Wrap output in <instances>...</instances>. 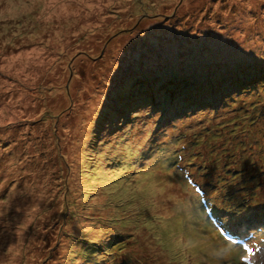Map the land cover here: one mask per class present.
<instances>
[{
    "label": "rangeland",
    "instance_id": "374dc122",
    "mask_svg": "<svg viewBox=\"0 0 264 264\" xmlns=\"http://www.w3.org/2000/svg\"><path fill=\"white\" fill-rule=\"evenodd\" d=\"M263 71L264 0H0V264H264Z\"/></svg>",
    "mask_w": 264,
    "mask_h": 264
},
{
    "label": "trees",
    "instance_id": "16d2710c",
    "mask_svg": "<svg viewBox=\"0 0 264 264\" xmlns=\"http://www.w3.org/2000/svg\"><path fill=\"white\" fill-rule=\"evenodd\" d=\"M254 74H255V73H254ZM262 74H264V71L262 72ZM258 75H261V73H258V74L255 75V78H256L257 82H259V81H261V83L264 82V80H263L264 77L258 78V77H257ZM161 80H162V79H161ZM240 84H241V83H239V85H238L239 87H238V88H237V87H232V89H233V88H236L237 90H239V89H243L244 86H241ZM231 86H232V85H231ZM142 98H143V97H142ZM180 98L182 99L183 97L181 96ZM143 100H144V99H143ZM208 101H209V102H212L211 99L208 100ZM257 102H258V101H255V102L253 103V106H258V103H257ZM180 104H181V106H185V105H186V100H182V102H180ZM196 105H197V107L199 106L197 103H196ZM196 105H195V106H196ZM164 106H165L164 104L161 105L162 108H164ZM122 243H124V241H123ZM98 249H103V253H105V251H104V247L99 246Z\"/></svg>",
    "mask_w": 264,
    "mask_h": 264
},
{
    "label": "snow or ice",
    "instance_id": "6c2138e0",
    "mask_svg": "<svg viewBox=\"0 0 264 264\" xmlns=\"http://www.w3.org/2000/svg\"><path fill=\"white\" fill-rule=\"evenodd\" d=\"M249 251H251V249L249 248ZM247 257H245V259H246Z\"/></svg>",
    "mask_w": 264,
    "mask_h": 264
}]
</instances>
